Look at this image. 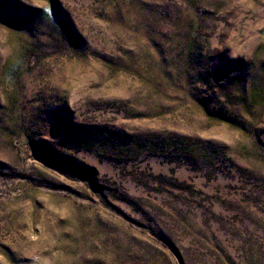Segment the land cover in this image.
I'll return each mask as SVG.
<instances>
[{
  "label": "rangeland",
  "instance_id": "1",
  "mask_svg": "<svg viewBox=\"0 0 264 264\" xmlns=\"http://www.w3.org/2000/svg\"><path fill=\"white\" fill-rule=\"evenodd\" d=\"M0 264H264V0H0Z\"/></svg>",
  "mask_w": 264,
  "mask_h": 264
}]
</instances>
